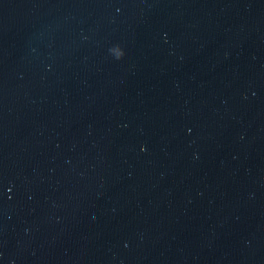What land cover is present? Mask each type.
<instances>
[{"label": "water", "instance_id": "1", "mask_svg": "<svg viewBox=\"0 0 264 264\" xmlns=\"http://www.w3.org/2000/svg\"><path fill=\"white\" fill-rule=\"evenodd\" d=\"M0 264H264V0H0Z\"/></svg>", "mask_w": 264, "mask_h": 264}]
</instances>
